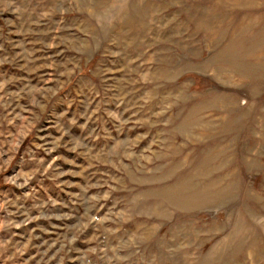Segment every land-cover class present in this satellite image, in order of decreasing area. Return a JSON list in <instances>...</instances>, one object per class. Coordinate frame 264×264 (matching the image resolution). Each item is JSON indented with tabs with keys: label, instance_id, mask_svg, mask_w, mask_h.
Masks as SVG:
<instances>
[{
	"label": "rangeland",
	"instance_id": "1",
	"mask_svg": "<svg viewBox=\"0 0 264 264\" xmlns=\"http://www.w3.org/2000/svg\"><path fill=\"white\" fill-rule=\"evenodd\" d=\"M0 264H264V0H0Z\"/></svg>",
	"mask_w": 264,
	"mask_h": 264
},
{
	"label": "bare ground",
	"instance_id": "2",
	"mask_svg": "<svg viewBox=\"0 0 264 264\" xmlns=\"http://www.w3.org/2000/svg\"><path fill=\"white\" fill-rule=\"evenodd\" d=\"M178 191V190H177ZM188 194V193H187ZM246 243V242H245ZM245 245V244H244ZM224 249V248H223ZM215 263V262H214Z\"/></svg>",
	"mask_w": 264,
	"mask_h": 264
}]
</instances>
